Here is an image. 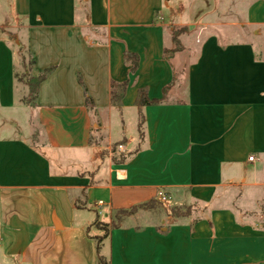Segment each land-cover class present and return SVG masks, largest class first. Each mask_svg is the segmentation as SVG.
I'll list each match as a JSON object with an SVG mask.
<instances>
[{
  "label": "crops",
  "instance_id": "1",
  "mask_svg": "<svg viewBox=\"0 0 264 264\" xmlns=\"http://www.w3.org/2000/svg\"><path fill=\"white\" fill-rule=\"evenodd\" d=\"M261 29L264 0H0V264H264ZM161 192L188 213L112 226Z\"/></svg>",
  "mask_w": 264,
  "mask_h": 264
},
{
  "label": "trees",
  "instance_id": "2",
  "mask_svg": "<svg viewBox=\"0 0 264 264\" xmlns=\"http://www.w3.org/2000/svg\"><path fill=\"white\" fill-rule=\"evenodd\" d=\"M174 29H177V28H174ZM180 29L189 30L188 27H181ZM174 31H176V30H174ZM174 31H173V42H174L175 46L173 48H171V49H167L166 50L165 54H166L167 57L173 55L176 51H179L182 48L180 36L182 34H184V33L182 31L180 34H176V32H174ZM178 44H179V47L176 46ZM129 60L133 61V66L134 67L137 66L136 57H134V59H133V57H128L127 56V61H129ZM32 63H33L32 65H34V58L33 57H32ZM53 70H54L53 67L47 68L42 73L36 75L35 77H31L29 79V81L26 82V84L29 87V94L25 98V101L27 103L34 104L36 102V98L38 96L39 87H40L41 83L48 78V76L52 73ZM80 82L83 84L81 78H80ZM126 87H127L126 83L113 84V86H112V101H113V103L116 106L121 105V101H122V98H123V96L125 94ZM85 96H86V104H87V106L89 108H93L94 107V102H93L92 98L89 96L86 88H85ZM161 102H162V100H160V99H157V100L150 99L148 97L147 91L144 90V89L140 91L138 99H137V104H138L139 107H144V106L149 105V104H157V103H161ZM141 126H142V124H141ZM151 203H157V201L156 200H152L149 203H145V204H141V205H138V206H134V207H132L129 210H119L118 212H120V214L125 212V215L127 216V215H130V214H133L134 212H136L139 209L149 207V205ZM187 209L189 211V208H187ZM188 211L186 213H188ZM117 219L120 222L122 220V217L121 218L117 217ZM119 222L113 223L112 226H114V227L118 226ZM105 235H107V232H106ZM100 242H101V240H99L98 244H97L98 251L100 249ZM101 264H107V263L104 260H102V258H101Z\"/></svg>",
  "mask_w": 264,
  "mask_h": 264
},
{
  "label": "rangeland",
  "instance_id": "3",
  "mask_svg": "<svg viewBox=\"0 0 264 264\" xmlns=\"http://www.w3.org/2000/svg\"><path fill=\"white\" fill-rule=\"evenodd\" d=\"M176 28L177 29L173 28L172 34H173L174 30H176V31H174V32H176V34H180L182 31H183L184 34L189 33V30L180 29L181 27H176ZM221 35L223 36L224 33L222 34V32H221ZM258 35L261 36L258 39V46L261 49V53L264 54V29H261L258 32ZM20 44H22V43L19 42L18 45H20ZM174 46H175V44L173 42V46L172 47H174ZM176 46L179 47V44L176 45ZM22 55H23L22 59L24 61V64H22V63L19 64V66H18L19 72L18 73H19V77H20V79L22 81L28 82L31 77H35L36 76V74L34 72V69H33L34 65H32L33 64L32 63V56L26 49H24L22 51ZM136 131H137V126H134L133 128L132 127L130 128V132L132 133L131 135L135 134ZM115 136H116V134H115ZM118 137L119 136H116L115 139H117ZM169 203H170L169 201L165 202V203H161V205L151 203L150 207L156 208L158 210V213H161V214L162 213H166L167 215H170L172 217H178L179 215H183V214H185L188 211L186 206H183L184 204H181V206H177V207H174V206L168 207ZM125 216H126L125 212L121 213V214H120V212H115L114 213V221H113V223L119 222L117 217L118 218L122 217V219H123ZM99 226L102 227V228H107L108 225L105 224V223H99ZM93 233H96V231L93 230Z\"/></svg>",
  "mask_w": 264,
  "mask_h": 264
},
{
  "label": "built area",
  "instance_id": "4",
  "mask_svg": "<svg viewBox=\"0 0 264 264\" xmlns=\"http://www.w3.org/2000/svg\"><path fill=\"white\" fill-rule=\"evenodd\" d=\"M118 147H119L120 150H123V145L120 144ZM253 159H254V157L251 156V157H250V160H253ZM159 199H160L163 203L169 201V197H168L167 194L164 193V192L159 193ZM102 203H103V202L100 201L99 204H102Z\"/></svg>",
  "mask_w": 264,
  "mask_h": 264
}]
</instances>
